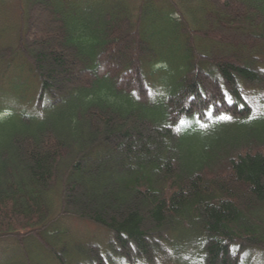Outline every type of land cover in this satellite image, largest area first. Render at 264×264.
<instances>
[{"label":"trees","instance_id":"1","mask_svg":"<svg viewBox=\"0 0 264 264\" xmlns=\"http://www.w3.org/2000/svg\"><path fill=\"white\" fill-rule=\"evenodd\" d=\"M22 237L0 264H264V0H0V242Z\"/></svg>","mask_w":264,"mask_h":264},{"label":"rangeland","instance_id":"2","mask_svg":"<svg viewBox=\"0 0 264 264\" xmlns=\"http://www.w3.org/2000/svg\"><path fill=\"white\" fill-rule=\"evenodd\" d=\"M60 222L62 224L63 229H65V231L69 233L71 237L77 240L78 242L80 240L79 237L91 236V234L100 235L102 232L100 229L96 228V226L93 227V225L91 224H89V226L87 224L85 225L82 223L80 224V221L71 220L68 219L67 217H64V219L61 218ZM106 235L107 238H109V234L106 233ZM16 240L17 239H7V241L2 240L0 242V255H3L4 257L5 256L11 257L10 259H14V260L15 259L17 260L19 258L21 259L24 256V251H25L24 248L28 247L29 245H32L31 238L22 237L20 238V242L19 240L18 241ZM35 249L36 250L39 249L43 251V248H41L40 246H36ZM256 254H251L250 257L252 259H258L264 261V253L261 254L256 252ZM74 256L75 254L72 253V257ZM49 257L53 259V255L50 252H49ZM55 261L57 262V260Z\"/></svg>","mask_w":264,"mask_h":264}]
</instances>
